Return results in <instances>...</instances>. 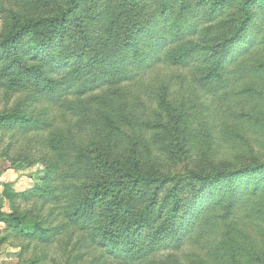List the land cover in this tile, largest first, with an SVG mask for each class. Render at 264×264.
<instances>
[{
	"label": "trees",
	"instance_id": "trees-1",
	"mask_svg": "<svg viewBox=\"0 0 264 264\" xmlns=\"http://www.w3.org/2000/svg\"><path fill=\"white\" fill-rule=\"evenodd\" d=\"M263 22L264 0H0V144L6 132L43 137L40 154L9 158L11 144L0 159L45 168L33 189L5 186L0 255L9 246L21 264H187L180 253L213 225L234 264H261L241 256L237 219L264 216V161L208 158L212 143L235 138L224 121L234 100L264 96L254 81L264 59L242 63ZM200 99L227 107L216 136L195 132ZM202 142L205 164L188 168L185 198L158 160L167 151L182 162ZM69 232L75 242L52 256Z\"/></svg>",
	"mask_w": 264,
	"mask_h": 264
},
{
	"label": "rangeland",
	"instance_id": "rangeland-1",
	"mask_svg": "<svg viewBox=\"0 0 264 264\" xmlns=\"http://www.w3.org/2000/svg\"><path fill=\"white\" fill-rule=\"evenodd\" d=\"M232 7V6H231ZM235 5L233 9L235 11ZM259 9V8H258ZM256 9V12H258ZM228 13L232 11L228 10ZM264 36V22L260 33L257 36H254L256 44L253 48L242 57V63H247L249 61H254L255 59H264V45L260 43L259 38ZM260 43V44H259ZM248 74L245 71H241L235 74L233 79L234 84L240 80L242 82ZM149 79V78H148ZM257 82L261 89L264 91V75L263 77L254 79ZM0 93V98H1ZM131 100L136 99H128ZM148 101V99H142ZM200 108L201 117L203 118L202 122L195 124V132L204 136H214L215 133L220 131L222 128L219 121L221 117L222 110H225L227 113V107L222 104L215 105L213 99H200ZM141 108V104L138 102L137 105ZM148 106V104H147ZM2 108V104L0 106ZM211 108V111H208L207 108ZM146 108V107H145ZM57 117L58 112L53 114ZM261 117L264 119V96L254 97L253 99H235L233 102L232 111L224 116V121L228 122L230 131L232 135H235V138L232 140L221 139L219 143H212V154H210L208 160L209 163H214L218 165H229L230 167L241 166L243 162H251L253 157H259L260 161H264V132L259 130L256 127H253L251 123H254L253 119ZM221 126V128H220ZM12 133H4L3 142L0 144V152L10 148L9 145H12V149L8 150L10 152L9 158L18 159L20 156L25 155L27 152H34L36 155L40 154L42 151V136H35V139H28L26 142L21 138H11ZM216 136V135H215ZM229 139V138H227ZM216 140H219L216 138ZM204 145L198 143V147H201L198 154L187 155L186 159L182 162H170L169 153H166L159 158L158 168L165 174H168L175 178L178 182L177 189L180 191H185V198H188L193 183L189 180L187 175L188 168H193L198 164H205L204 158L201 156L202 152L205 150V142H202ZM249 152V153H247ZM200 155V156H197ZM203 155V154H202ZM25 161L24 165H28V168L15 169L12 166V163L7 158L0 159V203L3 205L4 212H10V206L7 200L2 198V193L5 186H9L13 191L22 193L26 190L35 188L36 185L40 184L41 178L45 175V168L41 163L27 164ZM228 163V164H224ZM175 182V183H176ZM174 184L170 185L172 188ZM197 186V185H196ZM170 190L164 191L162 197L165 194L169 193ZM158 220V216H157ZM239 227L242 230V242L237 241L239 247L243 249V256L247 261H255V263L264 262V216L259 217L255 216L249 211H244L239 215L237 219ZM213 225L210 227V233L207 235L206 240L201 242H192L190 245H187L181 254L182 259L187 264H194V259L201 261L203 264H234L231 254L228 248L224 246L221 247L218 245L219 240L222 236L217 232L219 226H215V230H212ZM5 225L0 223V233H3ZM75 242V237L71 232L67 233L63 237L58 238L56 245L50 247L49 252L51 255L60 254L56 258L63 257L65 251L61 252V249L64 247L65 242L67 241ZM84 248L78 251L84 252ZM224 252V253H223ZM20 249L13 248L9 246L2 247V254L0 255V264H21L20 260ZM193 257V261L190 262L189 258ZM228 259V263L225 259ZM246 261V260H245ZM110 264H119L117 261L110 259ZM82 263V262H81ZM84 264V263H83Z\"/></svg>",
	"mask_w": 264,
	"mask_h": 264
}]
</instances>
